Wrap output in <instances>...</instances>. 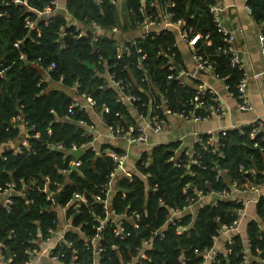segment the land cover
Returning a JSON list of instances; mask_svg holds the SVG:
<instances>
[{
	"label": "trees",
	"instance_id": "16d2710c",
	"mask_svg": "<svg viewBox=\"0 0 264 264\" xmlns=\"http://www.w3.org/2000/svg\"><path fill=\"white\" fill-rule=\"evenodd\" d=\"M19 1L0 0V145L21 139L25 125L29 137L18 153L5 148L6 159L0 157V186L16 181L22 187L23 181L30 190L24 197L14 196L10 210L0 206V244L6 263L26 264L29 258L25 251L33 246L30 241L37 238L38 230L46 238L48 230L56 228L54 221L60 222L58 208L67 207L73 194L85 193L87 204L73 215V226L80 232L66 233V241L73 246L61 245L65 257L58 264H72L73 259L80 264H204L202 255L214 247L220 230L238 219L236 210L241 204L231 199L232 184L243 190L264 182V144L263 149L254 146L261 135L251 138L250 125L226 129L215 132L217 144L211 146L204 134V143L195 142L191 147L198 159L195 165H188L189 158L181 153L185 148L179 141L143 149L134 163L136 171L126 169L111 195V207L122 215L126 235L122 239L115 236L116 226L111 221L102 234L105 251L95 256L86 239L94 236L98 226L95 218L104 217V212L93 195L100 194L114 171L113 158L106 151L125 152L107 143L91 145L95 136L80 123L94 127L91 113L96 112L107 128L127 131L135 127L138 122L132 109L120 100L123 94L139 98L135 108L144 116L159 104L172 111L188 110L195 86L201 81L189 76L181 84L169 78L178 71L171 72L168 58L160 52L173 55L172 59L186 69L172 31L150 35L126 52L120 49L117 38L110 36L114 27L123 32L136 29L156 11L150 1L162 6L166 0H148L145 15L140 12V1L128 0L125 11L129 14L123 23L111 0H64L65 14L59 12L61 6L57 9L52 4L53 0ZM171 1L174 7L168 10L177 19H184L196 33L208 36L196 47L213 64L217 77L224 79L229 93L236 96L243 70L231 67L222 52L226 43L213 23L212 2ZM247 6L253 20L264 28V0H247ZM30 22L34 23L31 28ZM73 22L85 28L87 35L78 36ZM85 64H93L95 69ZM111 76L123 83V90L111 86ZM87 98L96 102L94 111L75 108L69 114L75 101ZM205 102L197 111L202 118L209 116L208 107L213 104L208 98ZM103 106L108 113L103 112ZM74 148L85 149L77 169H73L74 158L68 155ZM177 157L184 164L179 166ZM45 178L53 182L49 191L61 188L57 205L41 190ZM33 181L37 184H31ZM223 191L231 196L205 205L200 200ZM192 204L194 211L185 213ZM135 212L138 217L133 216ZM173 212H180L175 225L169 223ZM256 216L245 225L249 248L241 233L234 234V244L226 246L227 252L215 264H244V253L252 258L260 254L264 260V198L257 202ZM178 226L187 230L179 234ZM150 239L152 248L145 252L147 258H142L144 242Z\"/></svg>",
	"mask_w": 264,
	"mask_h": 264
},
{
	"label": "built area",
	"instance_id": "2783aa9c",
	"mask_svg": "<svg viewBox=\"0 0 264 264\" xmlns=\"http://www.w3.org/2000/svg\"><path fill=\"white\" fill-rule=\"evenodd\" d=\"M127 1L128 0H111V3L116 7H118L120 2L126 3ZM138 1L141 2L140 12L145 15V5L148 0H138ZM209 1L212 2L209 9L213 19V23L223 34L224 42L226 43V47L222 49V52L230 59L231 67L238 68L239 70H243L240 55L234 47L235 35L233 31L229 29L222 20L221 7L217 4H214L213 0H209ZM14 2L21 3V1L19 0H14ZM52 4L57 9H59L60 7L59 0H53ZM150 5L152 7L156 6L154 2H151ZM170 7H174V2H172L171 0H169V2L167 3L164 11H161L159 14L151 13L148 16H146L145 21L137 27V29H141V34L136 38L128 39L127 41H125L124 42L125 47H122L120 45V49L123 52H126L127 49L132 45H135L137 41L145 40L150 35H160L163 32L172 31L174 32L176 37L174 46H177L179 42H182L191 51V58L195 62V71L193 73H187L185 71L179 72L175 66L174 60L172 59L174 56L168 53L160 52L159 55H165L168 58L167 63L170 66L169 68L171 72H174V70L178 71V75H174L173 73H171L169 75V78L176 79L181 84H183L185 79L188 78L189 76L190 78L199 80V76H200L199 74L201 73L212 74L217 77L213 64L204 55H202L196 47L197 43L200 40L208 39V36L204 37L202 34L196 33L194 28L188 26L184 19H177L176 14L168 10ZM248 10L250 11L249 8ZM46 13L50 14V11L47 10ZM33 24L34 23L32 22L28 23L29 28H31ZM73 25L77 26L76 31L78 33V36L87 35V30L83 29L81 26L80 28L77 22H73ZM93 29L96 30V26H93ZM120 34H121L120 28L114 27L111 30L110 36L118 38ZM65 35L66 33H63V36ZM260 40L264 47V28H262ZM18 45L19 43H16V46ZM54 67L55 65L51 64L50 69H53ZM110 79H111V86L118 87L121 90L124 89L123 83L121 81H115L114 76H111ZM247 81H248V76L244 73L243 70V78L237 86V95L234 96L231 94V96H234L235 99L238 100L239 110L243 112L251 111L253 109L252 104L247 96ZM195 87H196V92L191 100L190 109L188 110L183 109L181 111H172L171 109H168L164 104H159L155 106L154 109H152L151 113L149 112L148 116L139 114L137 109L135 108V103L140 101L138 97H136L133 94H123L120 100H122L123 103L125 104L131 105L133 107L132 109L135 111L137 115L135 119L137 120L139 118L141 122L144 121V124L140 125L138 123L135 127H130L129 130L127 131H123L121 129L114 130L113 128H109L111 130V135H113L115 138L125 137L129 145L138 146L140 144H146L149 142L150 133L152 134L162 133L166 125V120L170 116L185 121L202 122L210 119V117L221 118L226 115L227 108L225 101L215 90H213L204 82H201ZM207 98L211 102H213V104L211 105V107L210 106L208 107L210 111L209 116L206 118H202L197 114V111H201L205 107L206 104L205 100H207ZM75 108H78L79 110H83L87 108L88 110L94 111L96 108V102L91 98H87L86 101L84 102L75 101L69 109V114H73L74 113L73 109ZM103 112L108 113L109 109L103 106ZM160 112H162V114H160ZM163 116L166 117V119ZM80 124L82 127L86 128V130H88L89 133L92 134L94 133L95 129L92 126L91 127L88 126L85 122H81ZM250 126L253 127V130L251 132V138L254 139L258 134L261 135L260 141L256 142L254 146L263 149L262 144H264V124L262 122H259L257 125V121H256L253 122ZM204 134L209 136V139L206 144L215 146L217 142L215 132H208ZM204 134H201L200 136L197 137L196 143H200V144L204 143L202 137V135ZM94 143H95V139L91 145L94 146ZM25 145L26 143H23V145L21 146H25ZM20 148L21 147H18L17 149L16 148H12V149L15 153H18L19 151H21ZM205 148H207V145L205 146ZM74 149H78V148H74ZM106 152L109 155H111L113 158L115 164L114 171L111 174L107 184L102 187L100 194L93 195L94 198L102 204L104 217L97 216V218H95V221L98 223V226L96 227V233L94 234V236L86 239L87 248H92L94 250V255L97 257L102 252L105 251L103 247L104 236L102 234L106 229L107 225L111 221L116 226L114 229L115 236L122 239L126 235V228L124 227L122 215L118 214L117 211L111 207V197H112L111 195L116 191L117 181L122 177L121 176L122 174H120V172H124L127 169V165L129 164V155L127 153H115L110 150ZM181 153L184 154L187 158H189L188 165L197 164L198 159L194 158L195 153L191 148H185L181 150ZM176 161L179 166L184 164L183 159L180 157H177ZM72 165L73 167L75 166L77 169L81 165V163L74 161ZM148 166L149 163L147 162L146 167ZM252 171L255 172L254 170ZM127 176L130 177L131 174H128ZM20 184H22V187H19L16 181H11L4 186H0V197L2 198V201L0 202V206L7 208V210H10V206H12L14 203V196L19 195L24 197L28 195V191L30 190L28 184H23V181H20ZM31 184L36 185L37 182L33 181L31 182ZM50 184H53V182H51L49 178H45V183H44L45 186L41 190L46 194V199L48 201H51L53 205H57L55 203L54 198L52 197V195L56 192L49 191ZM231 187L233 191L232 194H235L234 192L237 191L247 192V190H238L235 184H232ZM263 187H264V182L256 186L255 185L248 186V188H250L251 191H254L256 194H258L259 196L258 200L260 198H264V196L261 194V190ZM153 189L156 190L157 187ZM215 195H217V198L219 199L228 198L231 196L228 191L218 192ZM236 202L241 204V208L236 210V213L238 214V219L235 220L231 226L223 227V229L220 230L219 235L215 237V243L220 235L221 236L230 235V238L226 245L232 246L234 244L233 235L240 233L239 230L240 218L244 216V203L242 201H236ZM82 204H87V197L85 193H75L73 194L71 203L67 207L58 208L60 222L54 221V225H56V228L49 229L48 236L46 238L43 235L39 234L37 235V238H34L30 241V244H32L33 246L27 248L25 251V253L29 258L26 264H41L40 263L41 261L43 262L48 261L56 264L62 262V259L65 257V253L60 249L61 245L63 243H67L69 247L73 246V242L66 241L65 238L66 233L70 230H75L77 232H80L79 228L73 226V215L76 212H80ZM187 211H193V204L187 208ZM179 215L180 212H173L171 217H169V223H173L175 225L174 219ZM133 216L138 217L139 214L135 212ZM186 230L187 228L178 226L179 234H181ZM262 230L264 232V229ZM53 238L55 239V241H52ZM144 243H145V248L143 250L142 258H147L145 252L152 248L153 239L145 241ZM248 245H249V240L247 239L246 246L249 248ZM225 252H227V247L224 251H219L216 250L214 244L213 248L207 250L202 255L204 258V264H212V263L215 264L219 256ZM242 258L244 260V264H264V260L261 258L260 254L252 258L250 255H246L244 253ZM72 264H80V263L76 262V259H73Z\"/></svg>",
	"mask_w": 264,
	"mask_h": 264
},
{
	"label": "crops",
	"instance_id": "0c3cea01",
	"mask_svg": "<svg viewBox=\"0 0 264 264\" xmlns=\"http://www.w3.org/2000/svg\"><path fill=\"white\" fill-rule=\"evenodd\" d=\"M64 2V0L61 1V5H64ZM151 2L156 4V6L153 7L156 11L152 13L159 14L161 11L165 10L169 0H166V3L162 6H159L157 1H150V3ZM213 3L221 7L223 22L233 31L235 35L234 47L240 55L244 73L248 76L247 96L253 109L247 112L240 111L238 107L239 102L229 93V89L224 84V79H219L212 74L201 73L199 74V80L215 90L224 99L227 108L225 116L221 118L212 117L202 122L185 121L170 116L166 120V125L162 133H150L148 144L146 143L138 146H132L129 145L125 137L115 138L111 135V130L104 125L101 115L96 112H92L91 114L94 120L93 128L95 129L93 133L95 136V146L99 147L101 144L107 143L123 149V151L129 155V164L127 165V169H131L133 172L136 171L134 163L138 159V156H140V152L143 149H147L149 151V149L155 145L168 144L175 141L181 142L183 148H191L195 144L197 137L204 133L240 128L251 125L256 121L264 124V47L260 40L262 26L258 25L253 20L251 11L248 10L247 0H213ZM117 9L119 11L121 23H123L122 20H124L126 15L129 14L125 11V3L120 2ZM137 27L136 29L131 27V29L124 32L120 29L121 34L117 38L119 45L125 47V41L139 36L141 34V29H137ZM93 31L96 32L94 29ZM177 47L182 54L186 69L183 68L181 64L174 61L175 64L180 66L181 71L193 73L195 71V62L191 58V51L182 42H179ZM127 105L131 109L133 108L131 105ZM131 114L136 118L137 115L133 109L131 110ZM137 121L140 125L144 124V121L141 122L139 118ZM28 132L27 125H25L24 131L21 133V139L11 141L6 145H0V157L5 159L4 150L6 147H21L23 143H26L27 145V139L29 137ZM120 174H123V172H120ZM243 190H247V192H234L235 194L231 196V199L242 201L244 203V216L240 218L239 230L246 243L247 235L245 225L248 221L257 219L256 205L259 196L254 191H251L248 186H246ZM261 194L264 196V187L261 190ZM200 200L204 205L213 203L216 202L217 195L210 194L202 196ZM1 201L2 198L0 202ZM193 211H187L186 213L190 214ZM37 234L42 235L40 230H38ZM229 238L230 235H220L215 243L216 250L224 251ZM52 241H55V239L53 238ZM42 262L43 261L40 263ZM0 264H7L3 258L1 246Z\"/></svg>",
	"mask_w": 264,
	"mask_h": 264
},
{
	"label": "water",
	"instance_id": "95a60500",
	"mask_svg": "<svg viewBox=\"0 0 264 264\" xmlns=\"http://www.w3.org/2000/svg\"><path fill=\"white\" fill-rule=\"evenodd\" d=\"M59 12L65 14V13H67V10H66L65 7H61L59 9ZM85 65L89 69H95V65H93V64H85ZM175 66L177 67L178 71H181V68H180V66L178 64H175ZM84 154H85V149L84 148H78V149H73V150H69L68 151V155H71L76 162H79L81 157ZM73 169H76V167L74 166ZM52 197L54 198L55 203L59 204L61 202V188L56 193H54L52 195ZM217 199H219V198H217Z\"/></svg>",
	"mask_w": 264,
	"mask_h": 264
},
{
	"label": "rangeland",
	"instance_id": "374dc122",
	"mask_svg": "<svg viewBox=\"0 0 264 264\" xmlns=\"http://www.w3.org/2000/svg\"><path fill=\"white\" fill-rule=\"evenodd\" d=\"M61 1H63V0H59V6L61 5ZM61 6H63V5H61ZM83 28V27H82ZM83 29H85V28H83ZM18 147H16V149H17Z\"/></svg>",
	"mask_w": 264,
	"mask_h": 264
},
{
	"label": "bare ground",
	"instance_id": "6f19581e",
	"mask_svg": "<svg viewBox=\"0 0 264 264\" xmlns=\"http://www.w3.org/2000/svg\"><path fill=\"white\" fill-rule=\"evenodd\" d=\"M147 144H148V143H147ZM0 246H2V245L0 244ZM44 262H46V261H44ZM44 262H42V263H44ZM42 263H41V264H42Z\"/></svg>",
	"mask_w": 264,
	"mask_h": 264
}]
</instances>
